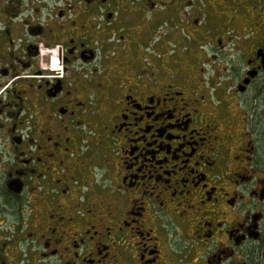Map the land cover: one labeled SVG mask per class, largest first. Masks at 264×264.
<instances>
[{
    "label": "flooded vegetation",
    "instance_id": "obj_1",
    "mask_svg": "<svg viewBox=\"0 0 264 264\" xmlns=\"http://www.w3.org/2000/svg\"><path fill=\"white\" fill-rule=\"evenodd\" d=\"M0 264H264V0H0Z\"/></svg>",
    "mask_w": 264,
    "mask_h": 264
},
{
    "label": "rangeland",
    "instance_id": "obj_2",
    "mask_svg": "<svg viewBox=\"0 0 264 264\" xmlns=\"http://www.w3.org/2000/svg\"><path fill=\"white\" fill-rule=\"evenodd\" d=\"M55 61H57V58L55 57L54 54H52V56L50 57V63H51L52 66H54L53 63H54Z\"/></svg>",
    "mask_w": 264,
    "mask_h": 264
},
{
    "label": "bare ground",
    "instance_id": "obj_3",
    "mask_svg": "<svg viewBox=\"0 0 264 264\" xmlns=\"http://www.w3.org/2000/svg\"><path fill=\"white\" fill-rule=\"evenodd\" d=\"M56 62H57V61H56ZM56 62H55V63H56ZM55 63H53V64H54V66H55Z\"/></svg>",
    "mask_w": 264,
    "mask_h": 264
}]
</instances>
